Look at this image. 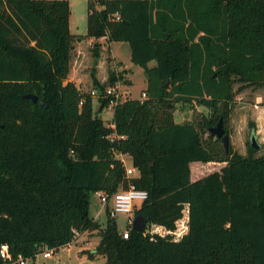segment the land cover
I'll return each mask as SVG.
<instances>
[{
	"label": "trees",
	"instance_id": "16d2710c",
	"mask_svg": "<svg viewBox=\"0 0 264 264\" xmlns=\"http://www.w3.org/2000/svg\"><path fill=\"white\" fill-rule=\"evenodd\" d=\"M70 23L69 0H0V247L30 259L100 230L83 254L107 264H264V153L251 140L227 152L211 132L222 118L229 133L238 91L264 85V0H88L87 33ZM91 37L96 59L102 37L129 43L147 75V98L119 103L115 127L100 116L109 99L95 109L67 81L75 43ZM123 76L109 68L103 83L91 71L101 91ZM179 104L207 111L178 123ZM195 162L227 166L192 182ZM132 186L148 192L134 217L163 233L128 225L125 239L115 218L101 230L91 217L93 195Z\"/></svg>",
	"mask_w": 264,
	"mask_h": 264
},
{
	"label": "rangeland",
	"instance_id": "374dc122",
	"mask_svg": "<svg viewBox=\"0 0 264 264\" xmlns=\"http://www.w3.org/2000/svg\"><path fill=\"white\" fill-rule=\"evenodd\" d=\"M71 4V31L78 35H85L87 33L88 21V0H69ZM104 45L102 43V55L100 58H95L93 53L94 42L88 44L89 39H83L81 42L75 43V49L72 52L71 70L75 74L74 82L82 91L90 92L94 87L91 79V71L94 69V63L99 59L104 60L105 67L102 69L100 75L103 83L108 81L109 68L117 70L125 74L126 81L129 82V87L132 91V96L138 99H145L142 97L143 92L147 88V75L144 69L131 61V49L127 42H114L113 48L116 53L123 60L111 56V46L108 44L106 37H103ZM122 43V44H121ZM124 45V46H123ZM110 46V48H109ZM82 51V52H80ZM80 56V57H79ZM97 60V61H96ZM155 64V62H154ZM78 74V75H77ZM71 77V76H70ZM68 75V78H70ZM99 78V76H98ZM240 87V84H235V90ZM147 98V97H146ZM258 105L257 108L255 105ZM97 109V102L94 103ZM200 109V110H199ZM190 110H192L190 108ZM207 111L206 108L199 106L193 109L192 118L200 112ZM189 111L177 112L175 120L180 122L188 115ZM114 109L106 108L100 116L109 126L113 123ZM264 85L263 86H246L236 94V103L233 109V114L226 123L229 130L230 143L234 150L245 154L247 152L248 141L256 135L257 141L260 144L259 154L264 153ZM191 118V119H192ZM115 135H113L114 137ZM128 164V162H127ZM138 173V172H137ZM133 178V177H130ZM112 208V202L109 203ZM141 202L136 203L140 205ZM106 206L98 199L96 195L91 198V217L99 224L101 230L106 226L108 215L106 213ZM183 218L177 223L180 232L185 235L188 231L187 227V210H184ZM129 215L119 214L115 219L118 230L124 232L129 225ZM149 225H146V231ZM149 232L156 233L164 232L163 227L157 225H150ZM102 239L100 230L88 231L82 235L77 236L74 242L62 247L59 252H56L51 258H44L40 254L37 258L36 264H107L106 259L102 256H97L96 259L90 260L83 253L95 252Z\"/></svg>",
	"mask_w": 264,
	"mask_h": 264
},
{
	"label": "built area",
	"instance_id": "2783aa9c",
	"mask_svg": "<svg viewBox=\"0 0 264 264\" xmlns=\"http://www.w3.org/2000/svg\"><path fill=\"white\" fill-rule=\"evenodd\" d=\"M117 18L119 19L120 17L117 15ZM115 71L117 75H119L120 72L117 70ZM126 80L127 79L124 74L123 77H118L116 81L109 82L104 90L101 91L98 88H93L90 91V94L92 95V97H94L95 100H97V102L101 98L109 99V105L107 108L115 109V107L119 103L123 102L126 99L133 98L129 83ZM142 97H147V93L145 91L143 92ZM81 104H83V100L81 101ZM111 127H115V124L112 123ZM114 137L112 138L114 139ZM117 158L124 165L127 175L129 177L135 176V174L137 173L136 169L134 167H129L127 164V160L128 158H130V155L128 153H119ZM95 195L102 202V204L107 207L106 210L110 218H116L119 214L129 215V225H133L132 218L134 217V208L136 203L144 202L148 199L147 191L138 190L134 186H132L128 191L117 193L110 198L103 192H98ZM110 202H112V208H110ZM129 235L130 233L126 229L123 232V237L125 239H128ZM76 236L79 235L77 234ZM40 254H43V257L47 259L51 258L55 254V252L52 249L45 248L41 253L36 255L35 258L29 259L24 258L22 255H19L15 260L12 257L10 246L8 244H2L0 247V260L12 264H36L37 258Z\"/></svg>",
	"mask_w": 264,
	"mask_h": 264
},
{
	"label": "crops",
	"instance_id": "0c3cea01",
	"mask_svg": "<svg viewBox=\"0 0 264 264\" xmlns=\"http://www.w3.org/2000/svg\"><path fill=\"white\" fill-rule=\"evenodd\" d=\"M71 5V4H70ZM89 39V41H88V44H91V43H93L95 40H94V38H88ZM104 39L105 38H100L99 39V41L101 42V43H103V45H104ZM113 44H114V42H112V43H110V46H111V56H115V57H117V58H119V59H121V60H123L121 57H119V55L116 53V51H115V49L113 48ZM122 44V43H121ZM124 46V45H123ZM104 46H102V48H103ZM80 52H82V51H80ZM101 55H102V50H101ZM80 57V56H79ZM97 61V60H96ZM124 61V60H123ZM104 60H102V58L101 59H99V61H97V63H94V65L97 67V76H99V79L100 80H104V79H102L101 78V76L102 75H100L101 73H102V69L105 67V65H104ZM150 65L151 66H153L154 65V62H151L150 63ZM78 75V74H77ZM71 76V77H70ZM75 74H74V72L72 71V73L71 74H69V79H67V81H73V80H75ZM76 81V80H75ZM147 85H148V80H147ZM79 86V85H78ZM134 98V97H133ZM97 102V101H96ZM257 108H259L258 107V105L256 104L255 105ZM199 106H197L196 108H198ZM190 108L191 107H189V106H187V105H180L179 104V106H178V108H177V110L175 111V115H176V113L177 112H180V113H182V112H185V111H189V113H188V115H185L184 116V119H182L180 122H178V123H181V122H184V121H186V120H191V118H192V113H193V109L192 110H190ZM200 110V109H199ZM232 114H233V112H232ZM264 117V116H263ZM176 121V120H175ZM177 122V121H176ZM127 162H128V166L129 167H133V165H132V160L130 159V158H128V160H127ZM227 166V164L226 163H208V164H204V163H199V162H195V163H192L191 164V181L192 182H196V181H198V180H200V179H202V178H204V177H206V176H208V175H210L211 173H214V172H221V170L222 169H224L225 167ZM138 174L139 173H136L135 174V176H133V177H137L138 176ZM106 213H107V215H108V212H107V210H106ZM188 213L185 215V217L186 218H188ZM134 218L135 217H133L132 218V221H134Z\"/></svg>",
	"mask_w": 264,
	"mask_h": 264
},
{
	"label": "water",
	"instance_id": "95a60500",
	"mask_svg": "<svg viewBox=\"0 0 264 264\" xmlns=\"http://www.w3.org/2000/svg\"><path fill=\"white\" fill-rule=\"evenodd\" d=\"M168 85H169V83L166 84V87H168ZM26 96L31 98V99H33V101H37V96L36 95L28 94ZM211 132L214 135H216V137L221 138V140H222V142L224 144V147H225L226 151L228 152L229 148H230V135H229V133L226 132L224 121H223L222 118L218 121L216 126L211 128ZM251 142H252L253 147H255L256 149H260L261 146H260V144L257 141L256 135L252 136ZM133 229L135 231H137V232H141V233L145 232V230H146V222H145V220L143 219L142 216H136L134 218Z\"/></svg>",
	"mask_w": 264,
	"mask_h": 264
}]
</instances>
